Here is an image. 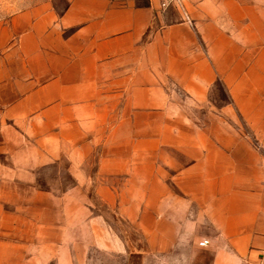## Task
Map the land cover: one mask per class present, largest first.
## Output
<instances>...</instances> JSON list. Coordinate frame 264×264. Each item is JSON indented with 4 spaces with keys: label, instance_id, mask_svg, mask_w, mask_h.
Listing matches in <instances>:
<instances>
[{
    "label": "crops",
    "instance_id": "obj_1",
    "mask_svg": "<svg viewBox=\"0 0 264 264\" xmlns=\"http://www.w3.org/2000/svg\"><path fill=\"white\" fill-rule=\"evenodd\" d=\"M65 2L0 17V264H88L77 247L89 245L116 255L101 264H125L131 250L123 230L108 228L114 218L150 254L173 256L184 241L176 264H261L264 165L157 111L177 109L176 91L200 102L219 80L250 123L244 110L264 86V0H185L193 27L159 0ZM86 94L120 100H102L98 119L75 106ZM62 155L74 179L63 197L37 181ZM82 191L115 216L94 217Z\"/></svg>",
    "mask_w": 264,
    "mask_h": 264
},
{
    "label": "rangeland",
    "instance_id": "obj_2",
    "mask_svg": "<svg viewBox=\"0 0 264 264\" xmlns=\"http://www.w3.org/2000/svg\"><path fill=\"white\" fill-rule=\"evenodd\" d=\"M52 3L56 4L57 8L61 11H63L66 7L65 0H0V17H7L11 15V13L20 11L24 8H30L40 4L52 5ZM186 12L190 18L191 23L189 24L183 21L182 17L181 20L190 27H193V20L191 19L187 10ZM72 31L73 30L65 31L62 36L67 37ZM13 67H17V64H13ZM216 84L217 83H215L208 90L206 97L202 101L195 104H193L191 101H187L186 96L182 92L176 91L175 94L177 95L173 101L178 105L177 109H171L169 111L158 110L157 118L165 116V114L168 113L167 115L171 117L174 116L189 119L190 124L188 126L190 127V129H193L194 132H199V134L206 133L215 136L213 140L221 139V141L219 142L221 145H224L226 147L230 146L232 149H236L238 151L252 150L261 164L264 165V86H262V93L260 95L262 98L261 103L255 104V107H258L244 110L245 114L250 117L249 119L251 121L249 123L240 113V111L234 106V104L231 103L228 92L226 91L222 82L219 83L220 85ZM174 90L175 89L173 88V91ZM76 99L78 100L77 103H75V106L77 105L78 107H80L81 105V107L92 109L94 113H96V117L98 119L100 117V111L96 108L97 105H102V100L109 102V104H116L120 100H117V95L103 94L77 95ZM84 101H87L86 106H84ZM184 101H187L188 104L184 105V107H182L181 109L179 105H182ZM249 106H254V103L249 104ZM51 117L52 116L50 115L49 118L51 119ZM146 117H148L146 114L141 115V119ZM94 128L97 134L96 138L98 139V144L95 145V148L99 149L101 148V139L99 138L101 136V127L97 125ZM51 133L52 127L50 126V124L49 126L46 125L44 127L43 138L46 139ZM47 143L48 142L46 140L45 145H48ZM67 143L62 144V154L68 153L69 147ZM47 148L45 149L46 152L49 150L51 151V147L50 149L49 147ZM46 166L47 167L41 168L37 172L38 183L43 187L45 186L46 188L43 190L46 192H55L58 195H61V197H63L64 194H68L71 191L70 186L74 182V179L72 177L73 175H71L70 173L71 167L69 165V156L62 155L60 167L58 165H52V163L46 164ZM50 186L51 188L49 189ZM82 192L84 193L86 201L90 204H94V207L85 204L86 207L89 206L91 208V212L93 213L94 217L99 216L101 212H108L109 219H112L115 216V211L111 208H106L104 204H102L100 196L98 194L96 196L95 191ZM107 224L109 226L108 228L115 233H118L117 231L123 230V233L125 235V238L123 240L126 242V250H129L128 247L131 250L130 253L124 254L123 259L125 264L184 263V241H182L183 244L179 248V253L174 254L173 256L165 254H150L144 250V239L137 231H135L136 228L134 226L128 223L119 222L118 220H116V218H114V220H109ZM99 226L100 223H96V225H94V227L97 228L98 231ZM98 231L94 234V240H99V237L97 238V235H99ZM84 240L90 242L91 239L87 238ZM109 241L110 240L108 239V242ZM207 243L209 242L207 241ZM88 249H84L85 253H82L80 252L81 249L77 247V261L79 263L86 262L88 264H101L100 262L104 261L105 257L109 258V261H116V255L111 254V252H109V256H106L104 249L99 250V248H92L91 245L88 246Z\"/></svg>",
    "mask_w": 264,
    "mask_h": 264
},
{
    "label": "built area",
    "instance_id": "obj_3",
    "mask_svg": "<svg viewBox=\"0 0 264 264\" xmlns=\"http://www.w3.org/2000/svg\"><path fill=\"white\" fill-rule=\"evenodd\" d=\"M159 8L160 10L172 9L178 11L182 16L183 21L187 23H191L190 18L186 12L184 7V0H159ZM208 244L207 241L201 242L200 245L204 246ZM261 264H264V260Z\"/></svg>",
    "mask_w": 264,
    "mask_h": 264
},
{
    "label": "trees",
    "instance_id": "obj_4",
    "mask_svg": "<svg viewBox=\"0 0 264 264\" xmlns=\"http://www.w3.org/2000/svg\"><path fill=\"white\" fill-rule=\"evenodd\" d=\"M216 83H217L216 85H220L219 83H221V82L220 81H217Z\"/></svg>",
    "mask_w": 264,
    "mask_h": 264
}]
</instances>
